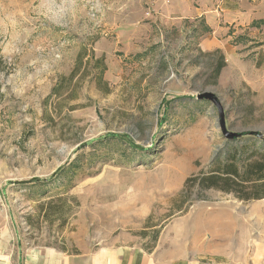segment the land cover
Instances as JSON below:
<instances>
[{
    "label": "rangeland",
    "instance_id": "obj_1",
    "mask_svg": "<svg viewBox=\"0 0 264 264\" xmlns=\"http://www.w3.org/2000/svg\"><path fill=\"white\" fill-rule=\"evenodd\" d=\"M157 2L0 0V257L126 234L169 256L264 264V197L185 184L231 145L261 151L229 137L264 139L250 56L264 27L242 31L212 82L191 28L168 27Z\"/></svg>",
    "mask_w": 264,
    "mask_h": 264
},
{
    "label": "crops",
    "instance_id": "obj_2",
    "mask_svg": "<svg viewBox=\"0 0 264 264\" xmlns=\"http://www.w3.org/2000/svg\"><path fill=\"white\" fill-rule=\"evenodd\" d=\"M164 1V4L157 2L156 8L161 5L160 10L165 12L166 17L162 20L168 27L191 28L190 41H195L200 55L210 53L213 57L211 63L221 57L225 66L217 77L228 65L239 60L234 40H242V31L249 26L254 30L264 27V0ZM184 22L185 26L189 23L187 28ZM249 41L253 40L249 38ZM254 43L256 49L250 47L254 51L250 56L256 57L254 66L258 68L264 65V41L260 39ZM129 239L128 235L121 234L94 247L88 245L83 248L78 242L70 241L61 247L33 248L15 263L10 261L9 255L3 254L0 264H225L214 260L169 256L160 249L145 248Z\"/></svg>",
    "mask_w": 264,
    "mask_h": 264
},
{
    "label": "trees",
    "instance_id": "obj_3",
    "mask_svg": "<svg viewBox=\"0 0 264 264\" xmlns=\"http://www.w3.org/2000/svg\"><path fill=\"white\" fill-rule=\"evenodd\" d=\"M204 56L207 57L209 63L210 79L212 82H216V78L225 63L221 57L211 63L213 57L210 53L204 54ZM240 138L262 142L261 151L258 152L257 149H252L246 144L231 145L222 156L216 155L211 163L212 170L198 177H188L185 184L195 180L198 187L204 189L217 188L226 193L233 192L238 199L243 201L262 199L264 197V139L259 141L248 136ZM236 140L239 138L234 137L229 141Z\"/></svg>",
    "mask_w": 264,
    "mask_h": 264
},
{
    "label": "water",
    "instance_id": "obj_4",
    "mask_svg": "<svg viewBox=\"0 0 264 264\" xmlns=\"http://www.w3.org/2000/svg\"><path fill=\"white\" fill-rule=\"evenodd\" d=\"M207 96V94H204V97H206ZM210 98L212 99V101L213 100H215V97L214 96H212V95H210ZM246 134V133H245ZM245 134H242V133H240V134H231L230 135V137H229V140L231 139V138H234V137H242V136H245Z\"/></svg>",
    "mask_w": 264,
    "mask_h": 264
}]
</instances>
